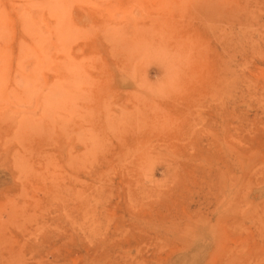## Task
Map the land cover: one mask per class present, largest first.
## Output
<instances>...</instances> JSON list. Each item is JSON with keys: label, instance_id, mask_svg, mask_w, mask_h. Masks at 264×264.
Wrapping results in <instances>:
<instances>
[{"label": "rangeland", "instance_id": "1", "mask_svg": "<svg viewBox=\"0 0 264 264\" xmlns=\"http://www.w3.org/2000/svg\"><path fill=\"white\" fill-rule=\"evenodd\" d=\"M0 264H264V0H0Z\"/></svg>", "mask_w": 264, "mask_h": 264}]
</instances>
